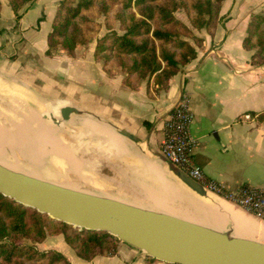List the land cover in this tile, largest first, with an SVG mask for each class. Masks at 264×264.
I'll return each instance as SVG.
<instances>
[{
    "label": "crops",
    "instance_id": "0c3cea01",
    "mask_svg": "<svg viewBox=\"0 0 264 264\" xmlns=\"http://www.w3.org/2000/svg\"><path fill=\"white\" fill-rule=\"evenodd\" d=\"M58 1L33 0L16 19L8 1L0 0V73L79 110L68 123L69 184L155 207L132 198L102 173L100 167L107 165L132 183L162 182L177 201L188 205L163 210L257 234L248 228L264 225V220L222 198L208 203L197 199L154 154H162L164 122L184 96L191 113L189 134L195 140L192 157L207 178L222 183L227 191L242 185L264 186V64H252L253 49L243 46L251 14L264 11V0H223L212 34L200 33L204 44L196 57L171 78L167 89L155 92L151 87L150 94L145 82L133 90L123 84L119 69L111 75L103 69L102 61L94 57L96 38L77 46L73 55L62 49L47 54L46 36ZM36 246L60 251L71 264H144L146 257L121 242L112 254L83 260L60 234L47 236Z\"/></svg>",
    "mask_w": 264,
    "mask_h": 264
},
{
    "label": "trees",
    "instance_id": "16d2710c",
    "mask_svg": "<svg viewBox=\"0 0 264 264\" xmlns=\"http://www.w3.org/2000/svg\"><path fill=\"white\" fill-rule=\"evenodd\" d=\"M16 19L33 0H7ZM223 0H59L46 36L47 54L62 49L73 55L77 46L96 38L94 57L108 74L123 73L122 82L147 92L167 89L171 78L196 55L204 39L192 29L212 34ZM1 7V4H0ZM183 11L190 27L175 16ZM103 18L105 32L97 36ZM117 23V26H116ZM117 27V28H115ZM243 46L253 49L250 62L264 64V11L251 14ZM62 235L75 255L91 260L114 253L121 241L100 230L77 228L0 194V264H71L58 250H39L45 237ZM28 239L30 243H25ZM144 264H166L146 256Z\"/></svg>",
    "mask_w": 264,
    "mask_h": 264
},
{
    "label": "water",
    "instance_id": "95a60500",
    "mask_svg": "<svg viewBox=\"0 0 264 264\" xmlns=\"http://www.w3.org/2000/svg\"><path fill=\"white\" fill-rule=\"evenodd\" d=\"M0 78L5 83L21 89H32L34 94H40L26 82L14 76L0 73ZM0 90L8 92L9 87L2 84ZM40 100L43 104H49L51 98L41 95ZM16 101L20 106L23 105L20 98ZM2 107L0 106V109H5ZM27 110L25 106V111ZM78 113L79 110L70 105L59 108L63 121H68L72 114ZM43 116L57 125L61 123L49 118L46 113H43ZM14 118H17V115H14ZM47 127L52 133L63 138V148L56 149L54 152L55 159L62 162L67 156L65 150L68 147V140L64 138V134L67 129L69 131V126H65L64 130L58 128L53 130L48 125ZM116 129L119 133L133 138L125 130ZM154 156L165 162L174 176L196 196L206 200L205 202L221 198L170 163L163 154L155 153ZM13 168L0 163V194L3 196L74 227L106 231L145 256L153 257L160 262L166 264H264L263 236L238 228L216 226Z\"/></svg>",
    "mask_w": 264,
    "mask_h": 264
},
{
    "label": "rangeland",
    "instance_id": "374dc122",
    "mask_svg": "<svg viewBox=\"0 0 264 264\" xmlns=\"http://www.w3.org/2000/svg\"><path fill=\"white\" fill-rule=\"evenodd\" d=\"M24 9H25V7H23L21 9V11H23ZM175 16L180 21H182L184 24H186L187 26L190 27L188 17L186 16V14L183 11L175 12ZM96 20H97V22L102 24L101 29L97 35V36H100L105 32V28L103 26V18L101 16V17H98ZM116 26H117V23H116ZM115 28H117V27H115ZM192 31L195 35L200 36V33L202 31H205V30L204 29H201V30L192 29ZM53 50H55V49H53ZM2 84L9 87L8 92L0 90V106H3L2 108H5V109L8 107L7 110L0 109V128L3 131V133L5 134L6 139L15 138L17 140L18 139L20 140V137L18 134V129L20 128L21 125L17 126L15 123H21L26 128L29 127L31 125L30 123H32V120L34 118L30 119L31 121H28L26 119L24 120V118H22V116H21V115H23V116L27 115L28 111H33V112H35V114L37 113L38 121L40 120L41 123L46 122L48 126L50 125L49 127L52 126V128H54V129L58 128V129L64 130L65 126L68 125L69 120L63 121L60 114H59V108L63 105H55V103H53V101H54L53 99L50 100L49 104H43L40 100L41 95L42 96L44 95L47 97H49V96L41 93L38 90V88L30 85L33 89H35L36 91H38V93L41 94V95L39 94L40 96L37 94H34L32 89H30V90L29 89H21L19 87L14 86V85L9 86V83L5 84L4 82L0 83V85H2ZM37 84H38V82H37ZM17 98L21 99V101L23 103L22 106H20L19 103L16 101ZM25 106L28 108V111H25ZM11 107H12V109L10 110ZM43 113H46L49 116V118H51L53 120L55 119V120L60 121L61 122L60 125L55 124L52 120L44 118ZM14 115H17V118H14ZM34 120L36 121L37 119H34ZM52 134L55 136L54 133H52ZM68 134H69V131L67 129V131L64 134V138H66L67 140L69 139ZM55 137H57V140H60V141H57L58 142L57 147H59V148L61 146L63 147V145L61 144L60 137L57 135ZM18 144L19 143L11 145V144L5 142L4 140L0 141V155L4 159L8 158V161H5V162H7L8 164H11L15 167L22 168L23 170H26L28 172L30 171V173H35L37 175H41V176H44L47 178L54 179L56 181H60L62 183L69 184L70 181H69V172H68V164L67 163L70 159V151L65 152L67 156H66L64 161H62V162L57 161L54 157V154H53V156H50V154H49L52 150V147H54V146L51 145V143H47L46 145H48V146L45 147V149H47V150L42 151V154L45 152L46 153L44 154V156H41V158H40L41 162L43 163V167H44V169H43L44 172H43V171H40V169H36L34 167L33 168L31 167L33 162L31 160L30 155L28 154L29 153L28 150L25 149L24 147H22L21 144H19L20 146ZM20 150H21V152H20ZM53 160H54V162H53ZM100 169L102 170L101 171L102 173H104L105 175H107L109 177H112L115 181L120 183L125 188V190L131 194L132 198L139 199V200L147 202V203L151 202L153 205H155L156 208H159V209H169L170 210L169 206L173 207L174 205H180V206L185 205V207L188 206L185 201H182V200L177 201L178 199H176L174 197L173 193L170 194V190L168 189L169 187L163 185L162 182H161V184L163 186L160 184V182L149 183V184L132 183V182L128 181L126 178H124L123 176L121 177V174L118 173L119 174L118 175V174L113 173L111 170V167H108L107 165L105 167H100ZM157 194H158V196H157ZM146 195L148 196V199L146 198ZM161 195H166L167 199L171 198L172 200L175 199L176 201H171V200L165 201L163 198L160 197ZM154 197H155V199H154ZM196 197H197V199H199L198 196H196ZM156 198H158V199L156 200ZM162 200L165 201L166 203H162L163 202ZM199 200H201L203 202L206 201V200H202L201 198ZM189 210L191 211V209H189ZM186 215L189 216L190 214L188 213ZM195 215H197V214L195 213ZM24 242L30 243V241L28 239H25ZM38 249L43 250L41 248H38Z\"/></svg>",
    "mask_w": 264,
    "mask_h": 264
},
{
    "label": "built area",
    "instance_id": "2783aa9c",
    "mask_svg": "<svg viewBox=\"0 0 264 264\" xmlns=\"http://www.w3.org/2000/svg\"><path fill=\"white\" fill-rule=\"evenodd\" d=\"M190 120L188 101L183 96L164 122L162 154L210 192L264 220V186L242 185L236 191H227L222 183L207 178L202 168L195 163L192 157L195 140L189 134Z\"/></svg>",
    "mask_w": 264,
    "mask_h": 264
},
{
    "label": "bare ground",
    "instance_id": "6f19581e",
    "mask_svg": "<svg viewBox=\"0 0 264 264\" xmlns=\"http://www.w3.org/2000/svg\"><path fill=\"white\" fill-rule=\"evenodd\" d=\"M10 100V99H9ZM53 103H55V105H65L64 101L62 100H59V99H54ZM28 111V110H27ZM22 118H24V120H28V121H31L30 119H37L36 121L33 119L32 120V123H30L31 125L29 127H24L23 125L20 126V128L18 129V134H19V137H20V140L18 139H15V138H9V139H6L5 137V134L3 133V131L1 130L0 128V141H5L9 144H16V143H19L22 145V147H24L25 149L28 150V154L30 155L31 157V160L33 162V164L31 165V167L33 168H36V169H40V171H43L44 172V167H43V163L41 162L40 158L41 156H44V154L46 153H43L42 154V151L43 150H47L45 149L47 143H51V145H53L54 147H52V150L51 152L49 153L50 156H53L55 150H56V147H57V137H55L52 132L50 131V129L47 127V123H41L40 120L38 121V118H37V113L35 114V112L33 111H28V114L27 115H21ZM85 122V121H84ZM38 126H36V125ZM49 124V123H48ZM13 126V125H12ZM50 126V125H49ZM6 127V126H5ZM77 127V126H76ZM7 128V127H6ZM52 128V126H51ZM54 129V128H53ZM4 130V129H3ZM105 130V129H104ZM107 131V130H106ZM8 132V131H7ZM101 132V131H100ZM75 133V132H74ZM78 133V132H77ZM60 137V136H59ZM113 138V136H112ZM60 141V140H58ZM62 141V140H61ZM62 143V142H61ZM18 144V145H19ZM63 144V143H62ZM20 146V145H19ZM59 146V145H58ZM64 146V145H63ZM70 146V145H69ZM68 146V147H69ZM62 147V146H61ZM67 147V148H68ZM71 147V146H70ZM66 148V149H67ZM69 149V148H68ZM65 150V152L67 151H70V150ZM21 152V150H20ZM48 152V151H47ZM42 154V155H41ZM37 156V157H36ZM26 157V156H25ZM34 158V159H33ZM39 158V159H38ZM29 159V158H28ZM54 159V158H53ZM55 160V159H54ZM53 160V162H54ZM143 160V159H142ZM5 161H8V158L4 159L1 155H0V163L4 164V165H8V166H11L12 168L15 167L11 164H8L7 162ZM70 161V160H69ZM75 162V161H74ZM69 163V162H68ZM67 163V164H68ZM72 163V162H70ZM146 163V162H145ZM74 164V163H73ZM80 164V163H79ZM64 165V164H63ZM152 166V165H150ZM155 167V166H154ZM152 168V167H151ZM156 168V167H155ZM13 169H16V170H19V169H22V168H18V167H15ZM75 169V168H74ZM154 169V168H153ZM76 170V169H75ZM26 171V170H25ZM179 184L185 186L183 183H181L175 176L174 174L169 170L167 169L166 170ZM30 172V171H29ZM161 172V171H160ZM176 188V186H174ZM186 187V186H185ZM172 190V188H171ZM172 192V191H171ZM154 195V194H153ZM158 196V194H157ZM161 198H163L165 201H166V195H161L160 196ZM155 199V197H154ZM158 198H156L157 200ZM160 201V200H159ZM163 201V200H162ZM165 201H163L162 203H165ZM253 223V222H251ZM255 223V222H254ZM251 227V228H250ZM248 229H252L255 233L261 235L264 237V225H256V224H251ZM254 228V229H253ZM254 234V233H253Z\"/></svg>",
    "mask_w": 264,
    "mask_h": 264
}]
</instances>
